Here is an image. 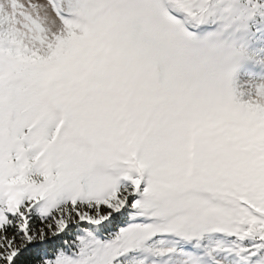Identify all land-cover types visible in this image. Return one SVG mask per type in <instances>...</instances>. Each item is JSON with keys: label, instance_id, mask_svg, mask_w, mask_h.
<instances>
[{"label": "snow or ice", "instance_id": "1", "mask_svg": "<svg viewBox=\"0 0 264 264\" xmlns=\"http://www.w3.org/2000/svg\"><path fill=\"white\" fill-rule=\"evenodd\" d=\"M0 264H264V0H0Z\"/></svg>", "mask_w": 264, "mask_h": 264}]
</instances>
